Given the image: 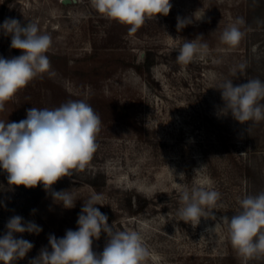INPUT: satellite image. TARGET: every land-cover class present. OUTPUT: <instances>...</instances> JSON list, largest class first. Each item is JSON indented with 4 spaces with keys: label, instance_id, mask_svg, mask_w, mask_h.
I'll use <instances>...</instances> for the list:
<instances>
[{
    "label": "rangeland",
    "instance_id": "1",
    "mask_svg": "<svg viewBox=\"0 0 264 264\" xmlns=\"http://www.w3.org/2000/svg\"><path fill=\"white\" fill-rule=\"evenodd\" d=\"M170 2L167 16L147 20L132 33L96 12L91 0H0V25L15 18L51 35L47 55L55 73L37 76L7 101L0 120L19 122L32 107L52 109L69 100L86 101L101 120L98 148L86 168L52 186L72 193L71 209L54 202L49 192L35 212L26 213L29 203L0 169V237L14 215L42 228L39 235L15 234L34 245L15 264H30L42 248L50 251V235L62 238L77 230L81 204L94 195L119 214L110 225L144 237L152 253L147 264H245L231 246L227 225L218 221L235 215L246 195L264 191V120L241 124L230 112L221 115L224 102L216 87L227 79L234 86L252 78L264 81V0ZM196 11L202 19L177 31V17ZM238 17L246 21L240 26L245 36L229 48L220 36ZM198 36H203L198 43L207 44L203 55L178 63L175 49ZM10 44L11 36L0 33V56L22 54ZM148 52L155 60L150 73L138 68ZM241 63L247 64L246 74L234 76ZM99 175L105 178L101 192L90 184ZM193 186L221 193L216 219L209 214L196 227L178 216L181 192ZM130 192L151 201L135 216L126 209ZM106 241L104 233L93 241V251L102 252ZM247 264H264V258Z\"/></svg>",
    "mask_w": 264,
    "mask_h": 264
},
{
    "label": "clouds",
    "instance_id": "2",
    "mask_svg": "<svg viewBox=\"0 0 264 264\" xmlns=\"http://www.w3.org/2000/svg\"><path fill=\"white\" fill-rule=\"evenodd\" d=\"M91 6L101 16L129 26L132 33L147 20H156L158 15L167 16L172 8L170 0H91ZM203 15L197 16L196 11L193 17H177V31L191 24L193 19H202ZM245 23L242 17L236 18L224 29L220 42L229 48L238 47L245 36L240 26ZM0 33L11 36L10 47L22 53L10 59L0 56L2 112L5 103L37 76L44 73L54 76L55 73L47 55L52 47V37L41 32L36 23L22 26L19 20L6 18L0 25ZM202 37L185 39L175 49L178 63L188 64L203 55L207 44L198 43ZM238 68L234 76L246 74V63L239 64ZM216 89L221 91L224 102L221 115L230 112L241 124L264 120V81L252 78L234 86L233 79H227ZM100 130L99 115L84 100H69L52 109L32 107L27 110L26 118L19 122L0 120V169L7 173L10 186L22 185L30 189L42 184L54 202L71 209L76 201L72 193L54 191L52 186L61 178L71 177L86 168L97 151L96 137ZM220 199L221 193L211 187L184 188L178 216L193 227L209 214L216 219L213 210ZM99 201L100 197L96 195L84 201L77 219V230H67L62 238L50 235L48 244L51 250L42 248L30 264H147L152 253L144 237L135 230H117L110 225L107 215L97 207L102 206ZM218 223L227 225L231 246L245 264L252 259L264 258V191L240 199L235 215L231 218L222 216ZM215 227L211 230L214 231ZM6 229L0 237V264H15L34 247L32 242L16 238L15 234L39 235L42 228L34 221H25L14 215L7 221ZM102 232L107 241L103 251L97 253L93 251V241L99 240Z\"/></svg>",
    "mask_w": 264,
    "mask_h": 264
},
{
    "label": "trees",
    "instance_id": "3",
    "mask_svg": "<svg viewBox=\"0 0 264 264\" xmlns=\"http://www.w3.org/2000/svg\"><path fill=\"white\" fill-rule=\"evenodd\" d=\"M154 54L152 52H148L146 54L145 59L142 61V65H140L139 69H144L148 73H150L151 67L154 65ZM90 184L97 190V191H103V187L105 186V178L103 176H97L95 179L90 181ZM66 185H70V182H68ZM20 191L22 192V195L25 197L26 201L29 203V207L27 209L26 213H30L33 211V209L41 202V200L49 193L46 192L44 187L41 185H38L35 188H25L24 186H18ZM89 198V197H88ZM84 199L85 201L88 199ZM126 209L127 211L132 215H138L142 212H144L151 204V201L147 198L143 197L140 194H137L135 192H130L126 196ZM83 206V204H81ZM81 206V208H82ZM97 207L100 209V211L107 215L108 217V223L117 221L119 218V214L113 210L111 207H104L97 205ZM75 225L77 226V221L75 222ZM78 227V226H77ZM104 234L103 232L101 235Z\"/></svg>",
    "mask_w": 264,
    "mask_h": 264
},
{
    "label": "water",
    "instance_id": "4",
    "mask_svg": "<svg viewBox=\"0 0 264 264\" xmlns=\"http://www.w3.org/2000/svg\"><path fill=\"white\" fill-rule=\"evenodd\" d=\"M73 2H76V0H63V4H71Z\"/></svg>",
    "mask_w": 264,
    "mask_h": 264
}]
</instances>
